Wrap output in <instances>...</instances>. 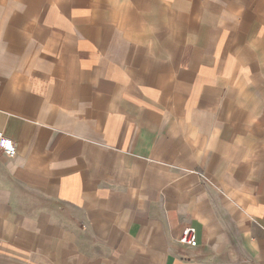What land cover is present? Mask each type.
<instances>
[{"label": "crops", "instance_id": "0c3cea01", "mask_svg": "<svg viewBox=\"0 0 264 264\" xmlns=\"http://www.w3.org/2000/svg\"><path fill=\"white\" fill-rule=\"evenodd\" d=\"M0 132V264H264V0H0Z\"/></svg>", "mask_w": 264, "mask_h": 264}, {"label": "built area", "instance_id": "2783aa9c", "mask_svg": "<svg viewBox=\"0 0 264 264\" xmlns=\"http://www.w3.org/2000/svg\"><path fill=\"white\" fill-rule=\"evenodd\" d=\"M0 150L9 157H14L17 152V143L11 138L4 136L0 132ZM180 241L191 247H196L198 244L196 230L192 227L184 229Z\"/></svg>", "mask_w": 264, "mask_h": 264}]
</instances>
